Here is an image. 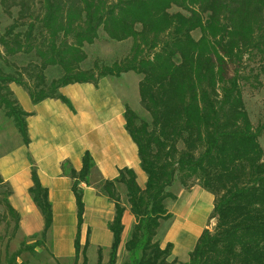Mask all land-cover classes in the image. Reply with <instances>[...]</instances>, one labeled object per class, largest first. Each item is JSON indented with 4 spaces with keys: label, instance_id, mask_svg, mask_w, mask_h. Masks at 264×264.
Returning <instances> with one entry per match:
<instances>
[{
    "label": "trees",
    "instance_id": "16d2710c",
    "mask_svg": "<svg viewBox=\"0 0 264 264\" xmlns=\"http://www.w3.org/2000/svg\"><path fill=\"white\" fill-rule=\"evenodd\" d=\"M0 12L12 19L0 32L3 57L30 55L26 64H12L13 72L0 67V110L11 117L25 144L28 113L10 82L22 86L33 103L59 98L69 104L61 86L97 84L103 76L126 71L141 75L139 103L150 121L127 105L124 116L146 181L139 186L135 171L123 167L99 184V192L114 204V215L108 222L107 261L98 248L94 264H116L125 208L119 185L134 216L122 264H176L168 260L172 243L161 247L155 235L160 221L171 216L165 200L175 198L172 184L178 180L188 188L194 178L213 195L215 225L212 231L202 229L180 264H264V149L259 142L264 122L252 123L243 99V87L261 84L264 74V0H0ZM99 29L111 40L131 39L129 51L109 65L94 61L82 68L83 46L97 38ZM48 66L61 73L47 80ZM91 166L87 151L80 170L63 163L77 206L73 264L80 255L81 264H87V244L80 245L78 229L84 208L80 183H87ZM31 179L28 191L43 215L44 240L52 224L51 204L33 165ZM2 205V219L9 215L16 230L18 212L7 197Z\"/></svg>",
    "mask_w": 264,
    "mask_h": 264
},
{
    "label": "crops",
    "instance_id": "0c3cea01",
    "mask_svg": "<svg viewBox=\"0 0 264 264\" xmlns=\"http://www.w3.org/2000/svg\"><path fill=\"white\" fill-rule=\"evenodd\" d=\"M140 78V74L126 71L103 76L97 84H66L59 92L69 104L59 98L33 103L22 86L9 84L20 107L28 113L27 144L13 122H0V177L10 189L7 200L19 214L17 234L21 238L40 236L44 227L43 215L28 191L32 185L33 165L40 183L47 188L51 204L52 224L45 235L49 251L59 260L73 258L77 206L71 189L73 180L63 169V163L78 171L87 151L92 166L87 183H80L84 208L78 229L79 243L81 246L86 243V250L89 245L95 248L111 245L108 222L113 218L114 204L99 192V184L117 177L123 167L135 171L139 186L143 187L146 181L136 143L125 127L124 116L126 105L133 109L130 103H139ZM118 191L125 206L119 243V247H124L134 216L126 203L124 187L119 185ZM204 193L209 197V192ZM209 198L213 200V195Z\"/></svg>",
    "mask_w": 264,
    "mask_h": 264
},
{
    "label": "rangeland",
    "instance_id": "374dc122",
    "mask_svg": "<svg viewBox=\"0 0 264 264\" xmlns=\"http://www.w3.org/2000/svg\"><path fill=\"white\" fill-rule=\"evenodd\" d=\"M15 12L16 8H13L12 14L15 15ZM11 21V18L0 12V32H3L4 27ZM192 35L197 38L199 31H193ZM130 45L131 39L111 40L106 37L102 29H99L97 38L90 44H84L83 49L87 56L80 65L82 68H90L94 61L109 65L126 55ZM1 52L0 49V67L5 72H13L15 66L12 64L22 66L30 58V55L24 53L4 58ZM60 73V70L53 66H48L45 70L47 80L57 77ZM260 81L261 84L253 82V85L248 84L243 87L245 108L254 125L264 122V74L260 76ZM130 104L139 119L150 121L148 113L140 103L131 102ZM0 122L4 124L12 122L11 117H6L2 109L0 110ZM259 142L264 149V131L259 136ZM8 188L7 184L0 182V264H73V258L65 260L56 258L52 251H49L46 240H41L40 236L21 238L17 234V229H13V222L9 215L7 221L2 219L1 214L4 210L2 201L7 197ZM170 190L175 194V198L166 199L165 207L171 216L160 221L155 240L161 247H164L166 242H171L172 247L168 260L175 259L176 264H180L188 260L189 251L193 248L202 229L213 230L212 227L215 224V218L211 216L213 200L209 198L211 193L200 185L197 178L193 179L192 185L188 188L183 187L178 180H175ZM204 190L210 193H207L209 197L205 195ZM98 248L102 253V262L107 261L109 245L105 244V246L96 248L94 245H89L86 250L87 264L96 262ZM127 259L124 247H119L116 264H122ZM81 262L82 256L80 255L77 264H81Z\"/></svg>",
    "mask_w": 264,
    "mask_h": 264
},
{
    "label": "water",
    "instance_id": "95a60500",
    "mask_svg": "<svg viewBox=\"0 0 264 264\" xmlns=\"http://www.w3.org/2000/svg\"><path fill=\"white\" fill-rule=\"evenodd\" d=\"M215 225V224H214ZM214 228V226L212 227V229Z\"/></svg>",
    "mask_w": 264,
    "mask_h": 264
}]
</instances>
